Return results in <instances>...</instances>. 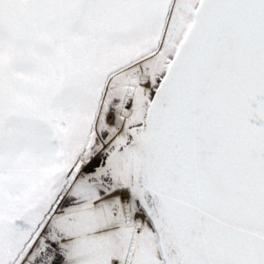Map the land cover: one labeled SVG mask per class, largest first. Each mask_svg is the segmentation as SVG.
Listing matches in <instances>:
<instances>
[{
  "label": "snow or ice",
  "instance_id": "1",
  "mask_svg": "<svg viewBox=\"0 0 264 264\" xmlns=\"http://www.w3.org/2000/svg\"><path fill=\"white\" fill-rule=\"evenodd\" d=\"M85 3L119 9L110 40L139 51L119 82L106 78L92 143L54 196L0 219V264H264V191L236 249L214 244L229 231L218 218L232 190V130L264 157V0ZM59 103L86 111L92 98L69 89ZM258 176L264 184V166Z\"/></svg>",
  "mask_w": 264,
  "mask_h": 264
},
{
  "label": "rangeland",
  "instance_id": "2",
  "mask_svg": "<svg viewBox=\"0 0 264 264\" xmlns=\"http://www.w3.org/2000/svg\"><path fill=\"white\" fill-rule=\"evenodd\" d=\"M79 1L0 0V219L11 221L16 212L46 204L57 191L51 128L84 133L86 115L66 112L59 103L69 89L84 91L82 14L79 8L70 12ZM34 123L46 126L49 135L35 138ZM70 140L69 162L81 144Z\"/></svg>",
  "mask_w": 264,
  "mask_h": 264
},
{
  "label": "flooded vegetation",
  "instance_id": "3",
  "mask_svg": "<svg viewBox=\"0 0 264 264\" xmlns=\"http://www.w3.org/2000/svg\"><path fill=\"white\" fill-rule=\"evenodd\" d=\"M77 3H73L70 7V12L75 8L81 9L82 16L80 17L82 27L80 29L81 35L85 38V48L80 50L81 56V83L84 86V92H86L92 98V104L89 109L82 111L86 115L84 133L81 134L75 130H71V127L66 128H51L49 141H55L57 147L54 150L55 169L53 170V176L55 181V187L60 185L63 176L62 174L70 167V162L66 159V152L72 145L71 139H79L81 144L77 149L76 154L83 147L82 144L87 140V144L92 143V135H90V129L92 127L97 104L102 98L104 91V84L106 78L113 76V83L119 82L123 77L116 73L120 71L121 67L126 64L133 56L138 54V49L118 47L110 40V33L113 28L118 25L122 20V15L119 9L109 7L103 4H86L85 0H81ZM93 22V23H91ZM71 28V23H69ZM69 72L64 75L65 80L69 79ZM114 90L105 101V107L111 102V96L115 95ZM72 122V119H71ZM79 123V120L76 122ZM102 124V118H101ZM82 198L86 195H90L86 192L79 194Z\"/></svg>",
  "mask_w": 264,
  "mask_h": 264
},
{
  "label": "water",
  "instance_id": "4",
  "mask_svg": "<svg viewBox=\"0 0 264 264\" xmlns=\"http://www.w3.org/2000/svg\"><path fill=\"white\" fill-rule=\"evenodd\" d=\"M231 141L228 162L232 190L229 201L218 218V223L229 231L214 240L217 250L224 254H231L236 249L238 241L233 234L247 230L245 221L252 214L256 193L264 191V184H258V169L264 166V157L254 156L235 129L231 132Z\"/></svg>",
  "mask_w": 264,
  "mask_h": 264
}]
</instances>
